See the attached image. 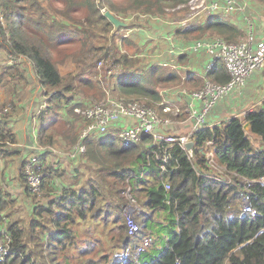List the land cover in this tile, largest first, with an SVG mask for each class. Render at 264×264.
<instances>
[{
	"label": "trees",
	"instance_id": "trees-1",
	"mask_svg": "<svg viewBox=\"0 0 264 264\" xmlns=\"http://www.w3.org/2000/svg\"><path fill=\"white\" fill-rule=\"evenodd\" d=\"M189 1L0 0V86L11 93L16 82L27 81L28 69L36 75L48 97L47 107L39 111L40 123L45 119L47 125L39 126L37 132L38 144L47 148V154L50 149L69 150L78 142L81 128L73 109L84 105L74 101L75 87L81 86L76 92L85 95L93 91L92 96L101 100L104 93L100 88L97 92L95 84H101L99 77H107L108 71L110 80L103 84L119 98L144 99L160 109L158 87L176 83L180 76L160 65L142 74V59L123 48L139 53L149 44L140 49L131 37L115 38L111 32L136 27L127 22L132 14L165 17L166 10L187 7ZM253 3L264 13V0ZM105 11L121 20L127 18L126 27L115 30ZM170 15L172 19H187L181 11ZM245 26L238 28L228 15L214 12L177 34L187 39L217 36L231 43L245 35ZM68 60L74 70L63 75L57 66ZM100 62L103 65L98 72ZM207 77L219 84L229 81L223 63L217 61ZM188 81L192 88L202 85L196 76ZM4 104L0 103V109H10L0 113L3 159L13 154L8 145L17 143L9 126L14 101ZM245 123L249 124L248 132ZM194 138L195 164L180 146L163 143L169 160L161 172L151 152L162 156L164 150L152 145L150 136L140 145L118 147L116 139L105 140L95 134L82 140L85 152L74 159L68 177L60 165L47 163L40 196L29 191L21 167L18 177L22 190L17 193L21 202L5 184L8 163L3 161L0 231L4 233L0 235L11 237V252L0 264H264V184L260 182L264 181V103L243 117L202 129ZM207 141L213 143L214 158L229 174L224 183L213 180L214 173L201 152ZM148 160L150 167L140 178L142 165ZM245 179L256 182L246 190ZM129 186L139 204L135 214L139 230L133 235L123 212L124 192ZM245 198L252 214L243 210ZM29 199L36 201L32 209H27ZM19 204L28 210L26 216L18 213ZM165 219L161 226L174 231L164 241L161 254L153 256L151 228ZM144 242L147 248H142ZM137 247L140 251L133 252Z\"/></svg>",
	"mask_w": 264,
	"mask_h": 264
},
{
	"label": "built area",
	"instance_id": "built-area-1",
	"mask_svg": "<svg viewBox=\"0 0 264 264\" xmlns=\"http://www.w3.org/2000/svg\"><path fill=\"white\" fill-rule=\"evenodd\" d=\"M187 7L196 11H208L209 15L218 12L223 15H242L248 30L247 36L239 38L236 42H227L224 39L214 36L213 38L199 39L191 44L184 46L178 50L169 49L168 53L172 55L192 54L196 61H200L199 53L210 57L212 60H218L223 63L229 74V81L225 84H219L207 77V73L202 66L204 74L202 75V85L197 90H190L183 85L186 76H181V84L177 86L170 97L161 99L160 109H155L149 106L142 99H124L115 98L109 90L104 89V97L101 100L91 101L83 107L73 109L74 114L79 116L77 125L80 126L78 142L72 146L67 153L62 150H53L58 156H66L69 160L77 159L78 156L85 152V147L81 143L82 140L95 134L103 136V139H116L123 146L140 145L144 142V137L152 138L151 144L162 148V156H158L156 151H152L156 160L159 162L160 171H165V164L169 160V155L166 153L163 143L170 145H178L185 152L188 160L195 164V135L198 131L207 128V118L216 106L217 102L226 97L232 91H240L245 81L255 69L264 68V43L253 48L254 36L252 34L253 24L250 23V17L247 16V4L242 0H190ZM208 15V16H209ZM192 16L187 18L185 28H189L188 22ZM195 19V18H194ZM127 37L126 35L123 38ZM154 47V46H153ZM144 54V53H142ZM140 54L139 56H141ZM150 54V55H149ZM145 57L150 56L153 61L157 59L149 52ZM144 60V57H141ZM103 63L97 65V71H101ZM154 65L171 67L172 69L180 70L187 65L193 66L191 63L184 65L177 63L176 60H170L168 63L155 62ZM194 67V66H193ZM111 71L107 72V77ZM101 84L102 79L99 77ZM162 96V93H161ZM45 107V103L42 108ZM7 106L3 109V113L9 111ZM178 128V132H170L169 128ZM193 142L191 149L186 148V144ZM204 155L207 166L214 173L213 180L218 183H224V177L229 178L225 168L214 158L213 143L207 141L201 151ZM149 158V156H148ZM150 167L148 160L142 165V170L139 177L142 178L145 169ZM197 174H200L194 165ZM26 176V185L29 191L38 196L41 195L42 179L45 173L36 167L34 158L30 159L24 167ZM227 173V175H226ZM136 177V176H133ZM130 179V178H129ZM127 179V182L129 181ZM228 182H232L228 179ZM255 180L245 179V189L248 190L250 185L255 183ZM264 184V181H260ZM168 190L169 186H165ZM126 204L123 207V212L126 216L129 234L133 235L139 230V225L135 218V214L139 210V204L132 193L131 186L124 192ZM243 210L249 214L253 210L248 204V199L245 198L242 203ZM1 234L4 230L0 231ZM11 237L8 235H0V261H3L11 252ZM140 247L136 248V252L140 251Z\"/></svg>",
	"mask_w": 264,
	"mask_h": 264
},
{
	"label": "crops",
	"instance_id": "crops-1",
	"mask_svg": "<svg viewBox=\"0 0 264 264\" xmlns=\"http://www.w3.org/2000/svg\"><path fill=\"white\" fill-rule=\"evenodd\" d=\"M242 1L248 2H246V14L248 17H250V20H253L254 23L252 34L254 36L253 48H255L257 47V45L264 43V13L257 7L258 5L256 3H253V0ZM144 16L147 17H145L144 19L139 18L140 23L136 25V27H129L128 29L133 30L131 32V35L129 36L131 37L132 42H134V44H136L140 49L144 46V44H149L147 50L145 52L141 51L139 53H136L135 50L126 49L131 54L134 52L135 55H132V57H145L147 54H149V52L155 56H158L154 61L152 58H150L148 61L149 57H146V59L142 60V63L144 65V72L142 74H145L146 72H148V70L154 68L156 66L154 65L155 62L168 63L170 60H176L177 63H182L184 65L191 63L194 67L187 65L184 66L179 73L177 72L178 70L175 71L179 75L186 76V80L184 81L183 85L188 86V89H192L190 88V85H188L190 84L188 78L196 76L202 79L201 77L204 74L202 66L198 64H203L204 70L208 74V71L211 69L213 63L215 61L220 62L218 60H212L206 55H202V52L199 53V56L201 57L200 61L194 60L195 56L192 54L172 55L168 53L169 49L178 50L184 46L191 44L195 40L203 39H187L182 36H178V31H181V33H185L186 31L190 30L193 22H188L189 28L186 29V19L176 21L178 23V26H176L174 22H171L173 20L172 18H170L171 20L169 21L164 19L165 17H152L149 15ZM228 17L230 20L237 22L239 24V27L243 28V24H245V22L242 15H228ZM244 33L247 34L248 30H245ZM152 43L158 44L153 47ZM126 50L124 49V52H127ZM140 54L142 55L139 56ZM24 63L23 66H25ZM73 70H71L70 72H72ZM28 73L29 76L27 78V81L25 82H28V84H19V82H16V88L13 92L8 93L4 91L6 92V96H4L3 94L0 95V103L4 102V106L9 105L10 99H13L15 105V108L12 112L13 115L11 116L12 124H10L9 126L11 130L16 134L15 136L17 143L8 145L7 149L8 151L13 152L12 155H9L4 159L2 156H0V167L3 164V161H7L8 163V168L5 171V177L7 179V183L5 182V184L8 185V188L12 192H14L13 196L14 194L18 196L17 193L19 195L21 194L22 183L18 177V174L22 167V173L26 180L24 167L32 158H34L36 161V167L43 172H45V166H47V163L50 164L53 162V164L57 166L60 165L61 169L66 170V177H68L72 172V164H70L71 160H69L66 156H58L51 149L50 154H47V148H44V146L38 144L37 132L39 129V124L36 119V113H39L40 109L45 103V98L48 99V97L45 96L46 93L41 84L37 82L36 75H34L33 72L29 69ZM31 78L34 79V83L29 82L30 80H32ZM100 78L102 79V81L110 80L109 77H105L104 75L100 76ZM180 84L181 78L179 85ZM1 96L3 97L1 98ZM74 101L78 103L80 102L82 103V105L90 103L87 102L85 98H81L77 95L74 97ZM263 103L264 68H261L256 70L248 81H245V84L240 91H232L226 97L217 102V105L207 118V126L211 127L213 125H221L224 122H227L232 117H243L248 110L256 109L262 106ZM1 112L3 113L2 109H0V113ZM169 131L172 132L173 128L170 127ZM245 131L248 132L249 129H245ZM67 151L68 150H62V152L64 153H67ZM15 156L17 158V162ZM17 200L18 202H21L20 197H18L16 201ZM32 201L35 200L29 199L27 209L33 208L34 203L31 204Z\"/></svg>",
	"mask_w": 264,
	"mask_h": 264
},
{
	"label": "rangeland",
	"instance_id": "rangeland-1",
	"mask_svg": "<svg viewBox=\"0 0 264 264\" xmlns=\"http://www.w3.org/2000/svg\"><path fill=\"white\" fill-rule=\"evenodd\" d=\"M247 2V1H246ZM248 3V2H247ZM179 11H181L183 14H185L187 17L186 18H189V17H191L192 16V19H190L189 21H195V20H198V24H199V19H201V18H203V17H206V16H208L209 15V12L207 11H196V12H192V10L191 9H189L188 7H185V6H178V7H176V8H174V9H168V10H166V13H167V15H165V18L164 19H166V20H171L170 18H171V15L170 14H173V13H178ZM234 16H236V15H234ZM145 17H147V16H144V15H139V14H132L131 16H130V18L128 19V21L127 22H131V23H134V24H136V25H138L139 23H140V20H139V18H142V19H144ZM195 18V19H194ZM179 20H181V19H173L171 22H174L175 24H176V26H178V23L176 22V21H179ZM250 23L251 24H253L254 25V23H253V20L251 19L250 20ZM127 24V23H126ZM202 24H205V22H202ZM233 24L236 26V27H238L239 28V24L237 23V22H235V21H233ZM116 30V29H115ZM133 30L132 29H121V30H119V31H112L111 32V34H114L115 35V38H123V36H127L126 38H130L129 36L131 35V32H132ZM245 36H247V34H245L244 35V37ZM161 40V39H160ZM153 44V43H152ZM151 44V45H152ZM158 44V43H157ZM157 44H153L152 46H156ZM126 50V48H123V50ZM148 53V52H147ZM148 57H150V56H148ZM144 59H146V57H144ZM149 59L150 58H148V61H149ZM24 65L25 66H27V64L26 63H24ZM73 67H74V65H73V63H71L70 62V60H68L67 61V63L65 64V65H63V66H57V68H58V70H59V72H61V74H63V75H65V74H67L68 72H70L71 70H73ZM256 70H258V69H255L252 73H251V75L248 77V79L246 80V81H248L250 78H251V76L253 75V73L256 71ZM180 76H182V75H180ZM32 79V78H31ZM33 80L34 79H32V80H30L29 82H32V83H34L33 82ZM179 82H180V80L178 81V82H173V83H171V84H169V85H166V86H159L158 87V90H159V92H161L162 93V97L163 98H165L166 99V97H170V95L174 92V91H176V89H177V86L179 85ZM19 84H28V82L27 83H25V82H23V81H21V82H19ZM20 87V86H19ZM186 87H188V86H186ZM201 86H199V87H196V88H192V87H190V88H192V89H190V90H197V89H199ZM82 87L81 86H79V85H77L76 87H75V90L76 91H79L80 89H81ZM98 88H100L101 90H102V93H104V89H106V90H109L110 92H111V95L112 96H114L115 98H119L118 97V95H116L115 93H113V91L108 87V85L107 84H95V90L98 92ZM4 91H6V89H5V87H2V86H0V95L1 94H3L4 96H6V92H4ZM75 91V93H76V95H79V96H81V97H83V98H86V101H88V102H91V101H96V99H95V97H93L92 96V93H93V91H91L92 93L91 94H88V95H85V94H81V93H79V92H76ZM3 96H1V98H2ZM104 97V96H103ZM5 100V99H4ZM217 105V104H216ZM47 107V98H45V107L44 108H46ZM215 108V107H214ZM36 119H37V121H38V127L39 126H41V125H47V121L44 119V121L43 122H41L40 123V120L42 119V115H40L39 113H36ZM178 131H180V130H178V128H174V130L172 131V132H178ZM171 132V133H172ZM114 143L118 146V147H120L122 144L117 140V141H114ZM10 148V147H9ZM8 150V149H7ZM82 155V154H81ZM80 155V156H81ZM15 159H16V162H17V158H16V156H15ZM12 162H14V161H12ZM16 162H14V163H16ZM76 162V160H73V162H70V164H74ZM69 165V164H68ZM80 179H82V176H81V178ZM16 198L18 199V196H16ZM20 200L22 201V197H20ZM36 201H33V203L34 204H36L35 203ZM19 207H21V211H19L18 210V213L20 214V215H24V216H26L27 215V213H28V210L26 211L25 209H23V207L21 206V204H19ZM138 217V216H137ZM156 217H157V220H158V218H159V215L158 214H156ZM169 220H170V218L168 219V222H169ZM164 222H166V219L165 220H162V222H160V223H156V224H154L153 226H152V228H151V230H152V232H153V234L152 235H150L149 236V238H150V242L152 243V247H153V256H156V255H158V254H161V252L163 251V249H164V247H165V243H164V241L166 240V239H168L170 236H171V233L174 231V229H168V228H163L161 225H163V223ZM167 222V223H168ZM175 228V227H174ZM143 244V247L142 248H144L146 245H147V243H142ZM149 246V245H148ZM148 246H146V248L148 247ZM145 248V249H146ZM142 251V250H141ZM133 252H136V249L133 251ZM117 253L118 254H120V253H122V251L121 250H118L117 251ZM141 253V252H140ZM125 254V253H124Z\"/></svg>",
	"mask_w": 264,
	"mask_h": 264
},
{
	"label": "water",
	"instance_id": "water-1",
	"mask_svg": "<svg viewBox=\"0 0 264 264\" xmlns=\"http://www.w3.org/2000/svg\"><path fill=\"white\" fill-rule=\"evenodd\" d=\"M103 14L108 19V21L113 25L114 29H119L120 27H126V23L120 18L115 17V15L112 14L111 12L105 11ZM243 127L244 129H249V124L246 123ZM192 147H193V142H189L188 144H186L187 149H191Z\"/></svg>",
	"mask_w": 264,
	"mask_h": 264
},
{
	"label": "clouds",
	"instance_id": "clouds-1",
	"mask_svg": "<svg viewBox=\"0 0 264 264\" xmlns=\"http://www.w3.org/2000/svg\"><path fill=\"white\" fill-rule=\"evenodd\" d=\"M234 16V15H233ZM231 22L233 23V21L231 20ZM194 23V22H193ZM246 25V24H245ZM171 68V67H170ZM172 69V68H171ZM175 70V69H174ZM179 75V74H178ZM180 76V75H179ZM180 78H181V76H180ZM160 93V96H161V92H159ZM132 99H135V98H132ZM161 99H162V96H161ZM142 100H144V99H142ZM146 101V100H145ZM147 103V102H146Z\"/></svg>",
	"mask_w": 264,
	"mask_h": 264
}]
</instances>
